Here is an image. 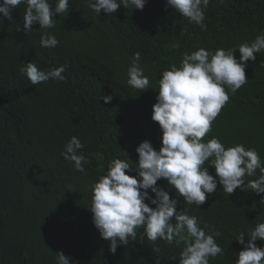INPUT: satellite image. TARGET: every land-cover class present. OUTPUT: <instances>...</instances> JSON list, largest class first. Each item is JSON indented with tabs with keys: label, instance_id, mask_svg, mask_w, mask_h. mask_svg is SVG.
<instances>
[{
	"label": "trees",
	"instance_id": "trees-1",
	"mask_svg": "<svg viewBox=\"0 0 264 264\" xmlns=\"http://www.w3.org/2000/svg\"><path fill=\"white\" fill-rule=\"evenodd\" d=\"M165 3L148 0L142 11L121 6L97 16L88 0H70L68 14L48 29L59 40L55 48L40 46L38 24L27 34L22 30L25 4L12 11L14 21H0V264H57V252L74 264H155L157 259L179 264L184 241L151 242L142 227L134 241L112 254L92 223V185L110 161L127 159L123 151L135 163L139 143L149 140L159 147L162 133L151 115L162 71L179 67L185 53L201 47L214 52L251 42L264 31V0H211L205 31L165 10ZM136 52L151 88L141 93L127 84ZM234 55L238 59L239 51ZM31 60L42 70L65 65L66 80L33 86L20 72ZM245 72L248 82L229 93L204 139L255 147L264 161V53ZM104 96H112L111 102ZM73 136L90 161L83 173L61 155ZM157 185L176 198L166 180ZM260 199L239 189L228 196L218 184L201 209L184 205L220 233L216 242L224 255L210 264H235V253L242 250L235 239L264 222ZM182 207L180 197L177 211Z\"/></svg>",
	"mask_w": 264,
	"mask_h": 264
},
{
	"label": "clouds",
	"instance_id": "clouds-1",
	"mask_svg": "<svg viewBox=\"0 0 264 264\" xmlns=\"http://www.w3.org/2000/svg\"><path fill=\"white\" fill-rule=\"evenodd\" d=\"M70 0H0V21H14L12 11L25 4L22 30L27 34L38 24L42 29L40 46L55 48L59 40L48 29L55 27L61 14L69 12ZM148 0H88L89 6L100 15L114 14L123 6L143 10ZM211 0H166L165 10L186 18L190 24L207 30L205 12ZM54 5V7H53ZM20 31V25L16 26ZM239 51V58L234 55ZM264 53V31L251 42H243L229 49L217 48L214 52L203 47L185 53L179 67L172 65L162 71L155 91L156 102L152 106L151 120L162 133L160 145L154 147L144 140L135 148L138 160L110 161L103 174L92 185V223L100 237L109 241V251L115 254L121 245L134 241L136 230L144 229L151 242L162 240L168 245L176 238L184 241L179 253V264H210V259L222 257L223 248L216 242L220 233L215 224L189 215L184 205L201 209L206 199L215 195L218 184L228 196L235 190L255 192L264 205V161L255 147L243 143L226 146L219 137L204 138L213 130L222 109L229 101V93L235 94L247 82L245 69L249 62ZM141 54L136 52L127 69V84L139 93L149 90V77L140 65ZM20 72L35 86L49 80L65 81V65L42 70L32 60L23 63ZM227 89V91H226ZM105 103L112 96L102 97ZM84 145L73 136L61 153L78 172H85L90 161L81 151ZM214 169V175L209 169ZM127 170V171H126ZM135 171L136 175H130ZM254 177V178H253ZM253 178V179H246ZM166 180L169 191L158 186ZM151 194H154L151 195ZM183 207L177 211L178 198ZM151 205V206H150ZM154 206V207H152ZM242 250L236 254L235 264H264V222L241 233L235 239ZM261 241V246H257ZM57 264H74L63 252L56 253ZM175 259V257L173 258ZM159 264V260L155 261Z\"/></svg>",
	"mask_w": 264,
	"mask_h": 264
}]
</instances>
